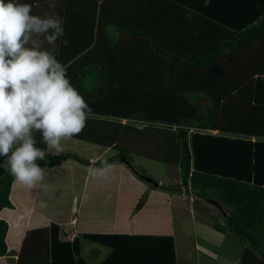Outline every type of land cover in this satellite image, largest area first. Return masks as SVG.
Listing matches in <instances>:
<instances>
[{
	"label": "trees",
	"instance_id": "trees-1",
	"mask_svg": "<svg viewBox=\"0 0 264 264\" xmlns=\"http://www.w3.org/2000/svg\"><path fill=\"white\" fill-rule=\"evenodd\" d=\"M230 1L237 6L242 0ZM14 2L31 4L42 18L49 7V0ZM158 2L180 6L185 0H55L66 33L61 40L69 41H57L56 57L93 112L73 138L116 151L94 167L125 162L131 171H124L144 183L134 211L148 199L146 184L159 187L166 209L165 191L177 187L192 197L199 222L227 234L223 249L241 255L240 264H264V0H255L258 14L249 5L238 19L221 22L212 40L169 31L157 19ZM70 13L78 18L66 21ZM210 41L206 53L196 51ZM35 138L47 150L41 134ZM134 156L177 168L180 181L161 184ZM71 157L88 162L73 152L37 161L51 183L37 188L31 215L27 204L21 224L0 217V259L9 254V234L17 227L16 264H196L178 258L171 233L94 229L78 214L68 238L63 228L76 213L71 170L62 161ZM6 159L0 157V213L15 207L18 187ZM84 241L108 247L109 255L88 262Z\"/></svg>",
	"mask_w": 264,
	"mask_h": 264
},
{
	"label": "clouds",
	"instance_id": "clouds-1",
	"mask_svg": "<svg viewBox=\"0 0 264 264\" xmlns=\"http://www.w3.org/2000/svg\"><path fill=\"white\" fill-rule=\"evenodd\" d=\"M63 23L55 0H49L43 18L32 14L31 4L0 0V157L7 158L4 168L14 183L30 190L45 187L48 169L37 161L62 153L63 142L79 135L93 117L56 57L57 41L69 43L61 40ZM36 133L47 150L36 146ZM116 166L104 160L89 174L105 180Z\"/></svg>",
	"mask_w": 264,
	"mask_h": 264
},
{
	"label": "crops",
	"instance_id": "crops-1",
	"mask_svg": "<svg viewBox=\"0 0 264 264\" xmlns=\"http://www.w3.org/2000/svg\"><path fill=\"white\" fill-rule=\"evenodd\" d=\"M249 5L250 8H256V14H258L260 4L257 5L255 0H253V2H251V0H242L237 3V6L230 0H219L216 2L214 0H185V2H182L180 6L173 5L171 2L166 5H162V3L158 2L157 19L158 21L164 20L163 22H167L169 31H178L179 35L186 38L208 37L212 40L214 38V34L217 33L216 31L220 29L219 25L221 22L238 19L237 17L241 16V14L247 10ZM74 16L75 15L72 13L68 14L66 21L69 22L72 18H75V20L78 18ZM247 16H249V18L254 17L252 14L251 16ZM75 23L72 22V26H74ZM184 32L188 34V37L184 34ZM177 37L180 38L179 36ZM213 45L212 41H210V45L204 43L203 47L201 49L196 48V51L206 53L213 47ZM200 101L207 107L209 103L207 99L201 97ZM213 133L219 132L216 130L213 131ZM95 146L97 145L95 144ZM100 147L103 149H98V151L96 149L94 151L92 150L90 154L86 155L71 150L63 151L77 153L80 157L88 160V162L77 160L80 164H83L82 166L84 167H82V171L85 173V176L78 180L76 179V181L74 179L75 168L74 165L72 166L70 163L75 158L71 157L62 161V165L69 167L71 170L72 189L74 192V209L76 213L71 222L63 228V232H68V238H72L76 233L74 231V227L77 223L76 219L78 218V214L83 221L82 225L84 224V226H89L93 223L94 229L113 230L115 232L128 233H171L175 238L177 256L181 260L194 262L196 264H240L242 259L241 255L238 254L234 256L222 248V244L224 243L227 234L209 225L203 224L196 219L195 208L192 203V197L190 196L189 201L193 206V208L189 211L191 214V221H193V224H196V222L201 223L205 227H208L211 231H208V233H210L209 236L203 233V235H206L209 238L204 239L202 236H199V234L198 236H195V238L198 239H195V249L194 252L192 249V254L187 253L185 250V252L182 251L183 247L187 244H185L186 235L184 232L183 217L181 216L184 209L180 208V203H182L185 198L188 200V195L183 190L174 187L173 189L165 191L168 195L167 202L169 204V208H167V210L164 205L166 200L164 199L163 192H161L159 187L156 186L157 189H153V187L146 184V191L149 195L148 199L141 210L134 211V203L136 202V198L141 190L139 184L144 183L136 179L132 172L131 174L124 171L128 168L126 167L127 164L125 162H119L116 164L117 166H120L121 169H115L107 179L97 180L93 178L89 174V169L94 167L93 163L100 157L107 158L116 154V151L111 148L103 146ZM63 148L67 149V146H64ZM129 170L131 171L130 168ZM45 178L47 179L44 180L43 185L50 184L51 182H47L48 177L46 176ZM79 181L80 183H78ZM159 181L161 183V180ZM30 191V189L18 184V187L14 189L12 195L15 207L4 209L0 213V217L11 221L15 226V224L22 221V212H24V208L27 207V204L31 205L28 212V215L30 216L32 205L35 203L38 190L36 188L34 194H32L33 190L31 191V194H29ZM85 194H87L88 199H85ZM172 201L174 202L172 203ZM174 205L177 207H174ZM116 206H120L121 210H117ZM177 208L179 209L178 211ZM16 228L17 227H14L13 231H10L9 234L8 243L10 252L8 255L0 259V262L16 264L20 249V230L17 231ZM10 237L13 241L12 245L10 243ZM215 239H217L218 244L212 242H216ZM93 243L96 244L93 246L94 255H99L101 258H94V256L88 258L84 255L83 256L90 263H99L107 258L110 253V249L104 246L107 249H104L102 252V247H98L101 244L97 242ZM11 246H16V249L11 250Z\"/></svg>",
	"mask_w": 264,
	"mask_h": 264
},
{
	"label": "rangeland",
	"instance_id": "rangeland-1",
	"mask_svg": "<svg viewBox=\"0 0 264 264\" xmlns=\"http://www.w3.org/2000/svg\"><path fill=\"white\" fill-rule=\"evenodd\" d=\"M79 15V13H78ZM67 146V149L64 150H71V151H76V152H80V154H90V152L93 150H101L103 149L102 147H100L99 145L95 146V144H92L90 142H85V141H80V140H75V139H71L69 141H65L63 142V147ZM98 147V148H96ZM134 162L138 165H141L142 167L146 168L149 170V172L152 174V176L158 178L159 180H161V184L166 183V184H170V183H175L177 181H180V174H179V170L173 166L168 165L167 163L163 162V161H159L153 158H148V157H142V156H134ZM71 165H74V170H75V181L76 179H80L81 177L85 176V173H83L82 171V166L83 164H80V162H78L76 159H73L72 162H70ZM128 167V166H126ZM129 169V168H128ZM145 182V181H144ZM77 183V182H76ZM80 183V181L78 182ZM174 201H172L173 203ZM183 204V205H182ZM180 208L184 209V212L182 213V217H183V226H184V232L186 235V240H185V244H187L186 246L183 247V252H187V253H193L194 249H195V239L197 240L198 238H195V236H202L204 239L205 238H209L208 236L210 235V233H208V231H211L208 227H205L204 225H202L201 223H197L193 224V221H191V214H190V209L193 208L191 202L189 201V196H188V200L185 198V200H183L182 203H180ZM174 207H177L174 205ZM179 209L177 208V211ZM189 212V213H188ZM207 229V230H205ZM206 234V235H203ZM207 240V239H206ZM215 241H212L213 243L218 244L217 239H215ZM18 241V240H17ZM10 243L11 245L13 244L12 238L10 237ZM96 245L93 242H89V241H84L83 244V255L86 257H91L94 256V258H101L99 255H94V249L93 246ZM99 245V244H98ZM98 247H102V252L104 251V249H107L106 247L99 245ZM16 249V246H11V250ZM193 249V252H192ZM185 250V251H184ZM194 261V259H193Z\"/></svg>",
	"mask_w": 264,
	"mask_h": 264
},
{
	"label": "water",
	"instance_id": "water-1",
	"mask_svg": "<svg viewBox=\"0 0 264 264\" xmlns=\"http://www.w3.org/2000/svg\"><path fill=\"white\" fill-rule=\"evenodd\" d=\"M145 179L152 182V178L151 177H146Z\"/></svg>",
	"mask_w": 264,
	"mask_h": 264
}]
</instances>
